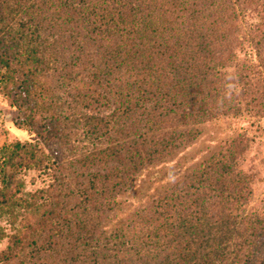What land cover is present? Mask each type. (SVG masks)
Here are the masks:
<instances>
[{
  "label": "trees",
  "instance_id": "trees-1",
  "mask_svg": "<svg viewBox=\"0 0 264 264\" xmlns=\"http://www.w3.org/2000/svg\"><path fill=\"white\" fill-rule=\"evenodd\" d=\"M0 65L18 122L49 111L54 146L2 149L0 264H264L248 136L184 153L200 124L263 115L264 0H0ZM30 146L46 185L26 194Z\"/></svg>",
  "mask_w": 264,
  "mask_h": 264
},
{
  "label": "rangeland",
  "instance_id": "rangeland-1",
  "mask_svg": "<svg viewBox=\"0 0 264 264\" xmlns=\"http://www.w3.org/2000/svg\"><path fill=\"white\" fill-rule=\"evenodd\" d=\"M237 9H240L239 5ZM260 18L261 16L249 15L247 17V22H257ZM238 55L240 56L239 60L241 63L246 54L242 52V54L238 53ZM1 67L3 66L0 65V70L4 71L5 69ZM52 76L56 77L57 75L54 74ZM51 81L50 85H53V80ZM55 82L56 80L54 83ZM15 92L16 88L13 87V85L6 86L0 83V158L3 147L16 141L30 142L31 145H35L37 148L41 147L44 151L50 152L49 148L52 149L54 146L50 147V145L46 144L43 136L47 133L43 126H47L48 120L46 118L49 111H45L44 108L38 109L39 107L34 105L29 113L33 114L32 118L37 122H34L32 125L20 124L18 122L19 116L22 115L19 107L20 101L17 100L18 95ZM223 119L224 120H212L200 124L198 128L202 133L189 144L184 150V153L189 155L193 154V156L196 155L200 158L208 154V152L210 153V150L215 149L222 141L230 138V136L238 134L239 132L244 133L245 136L249 138L250 148L245 154L242 168L254 176L253 188L255 194L250 205L260 208L264 205V113L262 116H259L256 112L251 111L250 113H244L242 117L229 116ZM38 124V128H40L42 135L35 131ZM50 137H52V135ZM37 142L39 145L36 144ZM72 144L69 147H71ZM27 150L28 151L18 152L14 162H16L17 165L22 164V173L17 177H19L20 182L23 184L22 191L29 194V191L34 192L38 188L44 187L46 184L43 182L40 169L27 167L30 162H34L33 156L35 155L32 154V151L36 150V148L30 146V149ZM37 154L39 155V153ZM21 161L24 163H20ZM23 164L26 166H23ZM11 170L12 168L9 172ZM139 183L141 182H137L138 185ZM161 186V181L154 182L152 178L145 184L136 186L138 191L134 194V204L137 206L140 202L143 203L148 201L150 197L155 195L157 189ZM21 194L22 192H19V195ZM262 209H264V207ZM0 225L3 226L6 233H14V227L11 225L8 217H0ZM10 241L9 237L0 240L1 256L8 250Z\"/></svg>",
  "mask_w": 264,
  "mask_h": 264
}]
</instances>
